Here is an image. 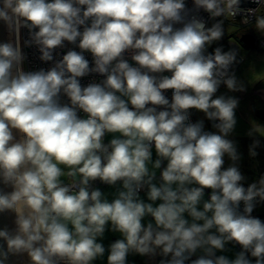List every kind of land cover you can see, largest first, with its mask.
<instances>
[{
  "label": "clouds",
  "instance_id": "1",
  "mask_svg": "<svg viewBox=\"0 0 264 264\" xmlns=\"http://www.w3.org/2000/svg\"><path fill=\"white\" fill-rule=\"evenodd\" d=\"M0 31V264H264V0H0Z\"/></svg>",
  "mask_w": 264,
  "mask_h": 264
},
{
  "label": "rangeland",
  "instance_id": "2",
  "mask_svg": "<svg viewBox=\"0 0 264 264\" xmlns=\"http://www.w3.org/2000/svg\"><path fill=\"white\" fill-rule=\"evenodd\" d=\"M251 48H254V47H251ZM261 90H264V86L257 85L255 89H250L247 95H244L241 97V110L238 112V116L241 118V125L238 128V132H240L241 134L243 133L244 127L246 125L244 116L248 110V107L250 105H257V104L264 106V104L261 101V95H260ZM257 116L261 117L260 113L259 114L257 113ZM242 143H245V141H242ZM137 264H139V262H137Z\"/></svg>",
  "mask_w": 264,
  "mask_h": 264
},
{
  "label": "water",
  "instance_id": "3",
  "mask_svg": "<svg viewBox=\"0 0 264 264\" xmlns=\"http://www.w3.org/2000/svg\"><path fill=\"white\" fill-rule=\"evenodd\" d=\"M0 39H3V33L2 31H0ZM248 47H254V44L251 40L248 41ZM5 221H3L2 219H0V225H2ZM9 264H15V261L13 260H10L9 261Z\"/></svg>",
  "mask_w": 264,
  "mask_h": 264
},
{
  "label": "built area",
  "instance_id": "4",
  "mask_svg": "<svg viewBox=\"0 0 264 264\" xmlns=\"http://www.w3.org/2000/svg\"><path fill=\"white\" fill-rule=\"evenodd\" d=\"M261 97H262V100H263V103H264V91L260 93Z\"/></svg>",
  "mask_w": 264,
  "mask_h": 264
},
{
  "label": "crops",
  "instance_id": "5",
  "mask_svg": "<svg viewBox=\"0 0 264 264\" xmlns=\"http://www.w3.org/2000/svg\"><path fill=\"white\" fill-rule=\"evenodd\" d=\"M264 90H261L260 92H263ZM259 92V93H260ZM261 101H262V103H263V100H262V97H261ZM264 104V103H263ZM260 112H258V114H259ZM262 115H264V114H262V113H260V116H262Z\"/></svg>",
  "mask_w": 264,
  "mask_h": 264
}]
</instances>
